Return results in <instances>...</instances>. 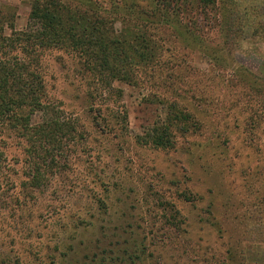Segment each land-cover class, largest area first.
Segmentation results:
<instances>
[{"label": "rangeland", "instance_id": "1", "mask_svg": "<svg viewBox=\"0 0 264 264\" xmlns=\"http://www.w3.org/2000/svg\"><path fill=\"white\" fill-rule=\"evenodd\" d=\"M42 1L0 0L5 36ZM59 1L155 55L102 91L75 52H38L67 127L29 148L0 127V264H264V0ZM169 118L173 148L139 141Z\"/></svg>", "mask_w": 264, "mask_h": 264}, {"label": "trees", "instance_id": "2", "mask_svg": "<svg viewBox=\"0 0 264 264\" xmlns=\"http://www.w3.org/2000/svg\"><path fill=\"white\" fill-rule=\"evenodd\" d=\"M93 8L100 11L97 4ZM108 19L101 11L77 15L59 0H43L31 15L37 28L6 37V19L0 16V127L11 131L22 146L24 140L28 148L32 147L36 139L54 145L67 127L54 117V109L45 100L44 82L35 60L39 51L75 52L93 80L103 86L102 91L113 89L116 81L131 83L135 75H129L127 68L133 61L139 65L151 62L155 55L152 42L143 38L141 48L134 47L107 27ZM36 116L41 117L37 123ZM180 122L179 118H169L139 141L156 149H171L175 145L171 130Z\"/></svg>", "mask_w": 264, "mask_h": 264}]
</instances>
